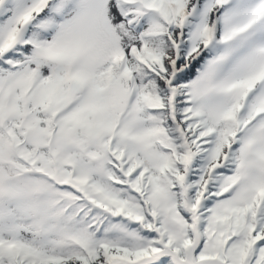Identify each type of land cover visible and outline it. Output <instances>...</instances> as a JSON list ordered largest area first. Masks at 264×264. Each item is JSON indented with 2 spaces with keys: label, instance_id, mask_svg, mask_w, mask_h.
Wrapping results in <instances>:
<instances>
[{
  "label": "snow or ice",
  "instance_id": "snow-or-ice-1",
  "mask_svg": "<svg viewBox=\"0 0 264 264\" xmlns=\"http://www.w3.org/2000/svg\"><path fill=\"white\" fill-rule=\"evenodd\" d=\"M0 264H264V0H0Z\"/></svg>",
  "mask_w": 264,
  "mask_h": 264
}]
</instances>
